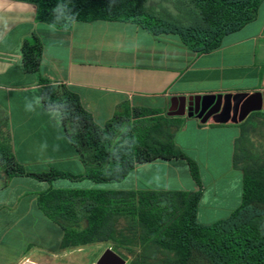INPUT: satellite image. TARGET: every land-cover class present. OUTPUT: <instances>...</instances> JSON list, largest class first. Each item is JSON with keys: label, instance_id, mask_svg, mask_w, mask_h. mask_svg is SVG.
I'll use <instances>...</instances> for the list:
<instances>
[{"label": "crops", "instance_id": "1", "mask_svg": "<svg viewBox=\"0 0 264 264\" xmlns=\"http://www.w3.org/2000/svg\"><path fill=\"white\" fill-rule=\"evenodd\" d=\"M36 12L34 4L0 0V132L8 130L17 161L31 172L50 167L84 171L60 112L46 109L43 85L24 69L22 44L35 33L43 45L41 76L76 92L101 127L125 101L167 109L169 115L184 100L185 114L175 116L183 124L174 140L198 165L200 181H194L183 159L137 164L109 189L90 180L46 183L15 177L0 189V264H41L66 250L63 230L37 205L38 195L49 188L199 192L197 219L206 225L241 205L244 173L242 164H234V154L238 140L248 135L247 120L264 112V2L253 22L203 55L188 49L178 35H152L135 24L102 20L58 29L37 21ZM252 97H259L258 105L240 120L242 105ZM205 98L221 103L211 104L201 117L190 116L191 105L201 110ZM227 99H237V108L234 102L225 106Z\"/></svg>", "mask_w": 264, "mask_h": 264}, {"label": "trees", "instance_id": "2", "mask_svg": "<svg viewBox=\"0 0 264 264\" xmlns=\"http://www.w3.org/2000/svg\"><path fill=\"white\" fill-rule=\"evenodd\" d=\"M36 5V19L58 29L77 21H114L142 27L152 35H178L197 55L218 49L225 36L237 32L258 15L264 0H16ZM43 45L37 34L24 40V69L38 76L47 110L59 111L66 135L84 171L79 174L50 167L31 172L12 151L8 130L0 132V189L15 177L52 183L90 180L97 184L122 181L137 164L183 159L199 184L196 162L175 144L183 124L167 109L120 103L101 127L79 95L65 84L40 73ZM264 121V113L248 120ZM246 136L236 145L234 164L244 173L241 205L227 218L212 224L197 219L200 193L184 190H69L49 188L37 197L45 216L63 230L62 247L111 242L143 247L142 264H264V162L246 156ZM125 221L123 227L120 220ZM151 253L149 255L147 253ZM161 253V259H155ZM138 264V263H137Z\"/></svg>", "mask_w": 264, "mask_h": 264}, {"label": "rangeland", "instance_id": "3", "mask_svg": "<svg viewBox=\"0 0 264 264\" xmlns=\"http://www.w3.org/2000/svg\"><path fill=\"white\" fill-rule=\"evenodd\" d=\"M151 3L166 5V2L163 0H151ZM248 125L250 128L247 130L248 135H246L247 143L245 144V148L247 152L245 154L248 158L252 159L251 161L264 162V121L254 119ZM99 186L109 189L113 186V183H105ZM124 225L125 221L121 219L119 226L123 227ZM106 250H111L120 256L125 261V264H142L141 254L143 247L136 244L130 248H126L111 242L69 247L62 252L60 257H53L47 261H43L41 264H97L99 258ZM147 254L152 255L150 252ZM154 257L155 259H161L162 254L155 253ZM153 263V260H147L146 264Z\"/></svg>", "mask_w": 264, "mask_h": 264}, {"label": "water", "instance_id": "4", "mask_svg": "<svg viewBox=\"0 0 264 264\" xmlns=\"http://www.w3.org/2000/svg\"><path fill=\"white\" fill-rule=\"evenodd\" d=\"M199 105L201 107L198 108V106L195 105H191V107L189 108L190 111V116H193L195 114H198L200 117L204 114V112L206 111V109L211 105H205L204 101L202 100V102H199ZM185 102L184 100H182V105L181 107L173 112H170L169 115L170 116H177V115H184L186 112V108H185ZM261 106H259L260 108ZM200 111V112H199ZM250 112V110L246 111L244 114L241 115L240 120H243L246 115ZM97 264H125V261L118 256L117 254H115L113 251L111 250H106L102 256L99 258Z\"/></svg>", "mask_w": 264, "mask_h": 264}, {"label": "flooded vegetation", "instance_id": "5", "mask_svg": "<svg viewBox=\"0 0 264 264\" xmlns=\"http://www.w3.org/2000/svg\"><path fill=\"white\" fill-rule=\"evenodd\" d=\"M203 101H204L205 105L214 104V103H217V105H220V103H221V99L217 100V99H212V98H205V99H203ZM225 101H226L225 106H229L233 102H234L235 109L238 106L237 99H234L233 102L230 99H227ZM258 102H259V97H252V98L248 99L242 105V107L240 109V115L244 114L250 107H254V106L258 105Z\"/></svg>", "mask_w": 264, "mask_h": 264}, {"label": "built area", "instance_id": "6", "mask_svg": "<svg viewBox=\"0 0 264 264\" xmlns=\"http://www.w3.org/2000/svg\"><path fill=\"white\" fill-rule=\"evenodd\" d=\"M19 264H36V263L31 262V261H29V260H25V261H23V262H21V263H19Z\"/></svg>", "mask_w": 264, "mask_h": 264}]
</instances>
